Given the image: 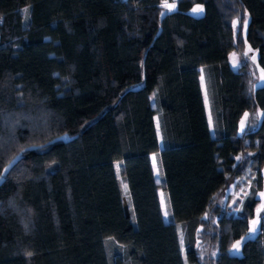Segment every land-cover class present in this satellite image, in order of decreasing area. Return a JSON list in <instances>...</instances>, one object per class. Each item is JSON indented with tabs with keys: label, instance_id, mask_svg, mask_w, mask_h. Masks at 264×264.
<instances>
[{
	"label": "trees",
	"instance_id": "1",
	"mask_svg": "<svg viewBox=\"0 0 264 264\" xmlns=\"http://www.w3.org/2000/svg\"><path fill=\"white\" fill-rule=\"evenodd\" d=\"M165 1L0 0V264H203V216L231 181L249 195L217 216L204 264H264V216L229 253L264 166V85L229 54L247 43L264 69V0Z\"/></svg>",
	"mask_w": 264,
	"mask_h": 264
},
{
	"label": "rangeland",
	"instance_id": "2",
	"mask_svg": "<svg viewBox=\"0 0 264 264\" xmlns=\"http://www.w3.org/2000/svg\"><path fill=\"white\" fill-rule=\"evenodd\" d=\"M163 7H164L163 13L173 11L176 7V0L165 1L163 3ZM189 12L194 15H199L202 13V6L194 5V7H192V9L189 10ZM246 23L247 20H245L242 25L244 36L246 31ZM236 25H239V21L234 22V26ZM245 62L249 63V66L253 74V87H260L264 85V69L258 62V52L257 50L252 49L247 43L242 51L240 52L233 51L229 54V64L233 69H237L241 64ZM151 101H152V105H154L153 97H151ZM254 114L256 115V113ZM154 122H155L158 140L159 143H161L157 116H154ZM150 161L153 169L154 178L156 182L159 183L161 179V169L159 166L157 155L156 154L151 155ZM261 173L263 177V186H262V190L257 193V198L259 199V202L255 208L254 216L250 218L248 221L247 233L243 237L232 243V245L229 247V253L233 255H237V256L241 255V245L243 241L248 238H253L257 234L259 230L260 218L264 216V166L262 167ZM247 195H249L248 191H240V192L234 191L233 183L231 181L214 198L212 205L209 207V209L203 216L204 223L201 231L205 230L206 235H201L202 238L198 237L197 240L198 253L203 264L205 262L207 263L209 258L215 257L216 244L212 242L211 236L215 233V224H216L215 221L217 216L221 214H225V215L239 214L242 209L243 199ZM158 196H159L163 220L167 222L170 219V210L167 205L165 193L162 191L161 188L158 189ZM177 230H178L179 240L182 245L183 235L180 224L177 225ZM238 242H239V248L236 249L234 248V245H237ZM106 251L108 257L112 258L114 254L120 252V246L114 241H108L106 243ZM182 251H183V245H182Z\"/></svg>",
	"mask_w": 264,
	"mask_h": 264
},
{
	"label": "crops",
	"instance_id": "3",
	"mask_svg": "<svg viewBox=\"0 0 264 264\" xmlns=\"http://www.w3.org/2000/svg\"><path fill=\"white\" fill-rule=\"evenodd\" d=\"M200 86H201V90H202L204 107H205V112L207 115L209 127L212 130V120H211V114H210L209 99H208V95H207L205 77H204L203 73L200 75ZM254 113H256V115ZM260 116H261V112H260V110H257V108L253 109L251 111L245 112L240 119V122L238 125V133L239 134L242 133L246 128H255L259 122ZM151 155H153V154H151ZM151 155H150V157H151Z\"/></svg>",
	"mask_w": 264,
	"mask_h": 264
},
{
	"label": "snow or ice",
	"instance_id": "4",
	"mask_svg": "<svg viewBox=\"0 0 264 264\" xmlns=\"http://www.w3.org/2000/svg\"><path fill=\"white\" fill-rule=\"evenodd\" d=\"M234 248H236V249L239 248V242L237 243V245H234Z\"/></svg>",
	"mask_w": 264,
	"mask_h": 264
}]
</instances>
